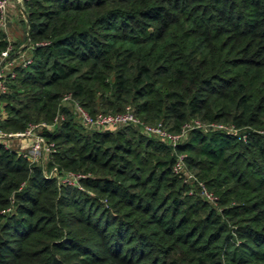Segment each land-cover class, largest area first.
Segmentation results:
<instances>
[{
    "label": "trees",
    "instance_id": "trees-1",
    "mask_svg": "<svg viewBox=\"0 0 264 264\" xmlns=\"http://www.w3.org/2000/svg\"><path fill=\"white\" fill-rule=\"evenodd\" d=\"M29 61L0 94V127L63 119L44 167L0 142V264H264V0H25ZM0 30V51L8 43ZM15 43V42H13ZM14 45V44H13ZM130 106L178 131L85 127ZM173 148L216 195L172 169ZM81 173L79 185L48 174Z\"/></svg>",
    "mask_w": 264,
    "mask_h": 264
},
{
    "label": "built area",
    "instance_id": "built-area-1",
    "mask_svg": "<svg viewBox=\"0 0 264 264\" xmlns=\"http://www.w3.org/2000/svg\"><path fill=\"white\" fill-rule=\"evenodd\" d=\"M24 2L25 0H19ZM9 0H0V30L7 34L8 31V16L7 7ZM8 43L4 49L0 51V94L3 93L7 86L6 82L8 76H14V67L17 64L24 65L29 61V56L25 54V50L22 48L15 51L13 43L8 38ZM22 47V46H21ZM63 101L71 102V108L75 112L78 120L88 128L92 129H102L105 127L115 128L124 125H131L137 127L142 133L150 136L158 137L159 139L169 143L171 146H175L178 143L185 140L189 130L193 128H199L201 130L206 129H222L226 131H233L234 126L232 124L226 123H203L199 119H189L184 122L178 131H170L160 122H146L142 120L137 114L134 113L130 106H126L122 111L107 112V113H97L96 115L90 114L84 107H82L76 100L72 99L70 93H66ZM3 115V111L0 106V117ZM63 119L62 113H57L53 120L47 121H37L30 122L26 128L22 131H7L0 127V142L4 143L6 146L10 147L6 142L10 141L14 137H26L28 141V147L24 149L22 146L15 147L19 153L26 156L31 161H36V159H41L44 155L47 156L50 152L55 150V144L53 141L48 140L43 134V128L53 127ZM174 161L172 164V169L174 172L178 173L183 177V180L189 182L192 186L190 192H193L196 188L197 192L207 199L209 202L216 203V195L210 191L206 185L199 180L193 172L188 168L184 153L179 152L173 148ZM51 169L56 171L55 175H58L62 182L76 184L78 186L79 177L82 176L81 173H76L70 170H65L63 173L59 174L57 167L53 166ZM52 174V173H50ZM194 188V189H193Z\"/></svg>",
    "mask_w": 264,
    "mask_h": 264
},
{
    "label": "crops",
    "instance_id": "crops-1",
    "mask_svg": "<svg viewBox=\"0 0 264 264\" xmlns=\"http://www.w3.org/2000/svg\"><path fill=\"white\" fill-rule=\"evenodd\" d=\"M7 16H8V31L7 37L15 43H19L20 46L23 47V50L29 49L26 47L27 41L24 40L26 34V25L24 22V14L22 12V2L19 0H9L8 7H7ZM24 139H19L22 141L21 143L18 142L19 146L28 144L27 142H23ZM18 146V147H19Z\"/></svg>",
    "mask_w": 264,
    "mask_h": 264
},
{
    "label": "rangeland",
    "instance_id": "rangeland-1",
    "mask_svg": "<svg viewBox=\"0 0 264 264\" xmlns=\"http://www.w3.org/2000/svg\"><path fill=\"white\" fill-rule=\"evenodd\" d=\"M23 4V3H22ZM10 40H11V38H10ZM12 42V41H11ZM13 43V42H12ZM14 45V50L15 51H17V50H19V49H23V47H21L20 46V44L19 43H13ZM25 54L26 55H29V49H26L25 50ZM26 139V140H23V142H27V141H29L26 137H14L13 139H11L10 141H7L6 143L10 146V147H12V148H15V147H18L19 145L17 144L18 142H22V141H19V139ZM29 145L28 144H24V145H22V147L24 148V149H26L27 147H28ZM46 157L47 156H43L41 159H36V161H37V163H39V164H41L43 167H44V169H45V171H46V166H47V159H46ZM48 172V174H50V173H55L56 174V171H54L53 169H50V170H48L47 171Z\"/></svg>",
    "mask_w": 264,
    "mask_h": 264
}]
</instances>
